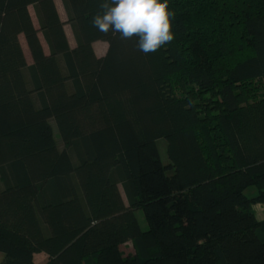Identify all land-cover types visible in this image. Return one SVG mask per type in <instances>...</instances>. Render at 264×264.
<instances>
[{"label":"trees","instance_id":"trees-1","mask_svg":"<svg viewBox=\"0 0 264 264\" xmlns=\"http://www.w3.org/2000/svg\"><path fill=\"white\" fill-rule=\"evenodd\" d=\"M100 2L0 0V264H264V0H168L148 55Z\"/></svg>","mask_w":264,"mask_h":264},{"label":"clouds","instance_id":"clouds-1","mask_svg":"<svg viewBox=\"0 0 264 264\" xmlns=\"http://www.w3.org/2000/svg\"><path fill=\"white\" fill-rule=\"evenodd\" d=\"M101 11L91 24L104 35L119 34L121 40L138 37L136 48L144 55L157 52L172 42L171 19L168 0H101Z\"/></svg>","mask_w":264,"mask_h":264},{"label":"rangeland","instance_id":"rangeland-1","mask_svg":"<svg viewBox=\"0 0 264 264\" xmlns=\"http://www.w3.org/2000/svg\"><path fill=\"white\" fill-rule=\"evenodd\" d=\"M55 4H56V8L58 10V13L60 15V18L62 19V21L66 22L67 17H66L65 11L63 9L61 0H55ZM29 11H30V14H31V16L33 18L34 24L37 26V22H36V19H35V16H34L33 8L29 7ZM64 30H65V33H66V36H67V39H68V42H69L70 46L73 47L75 45V43H74V39H73V35L71 33V30H70V27H69V25L67 23L64 25ZM39 36H40V39L42 41V45L44 47V50L47 51V47H46L45 42L43 41V39H42L40 34H39ZM93 48H94L95 53L98 56H101V55H103L105 53L107 45L104 42L98 41V42H95L93 44ZM22 49L24 51V55H25L27 64H31L32 60H31L29 51H28V49H27L25 44H23ZM251 87L253 89L255 88L254 92H256V91L259 92L261 90H264V78L253 82L251 84ZM51 124L53 126L54 137L57 140H59V133H58L57 127H56L54 122H51ZM158 147H159V153H160L161 159H162V161H165V142L163 140H159ZM252 188L253 187H251V188L246 190V192L248 194H250V195L255 193V190L252 189ZM119 190H120V192L122 194V197H123L124 201H126L120 186H119ZM252 210L255 213V216H256V218L258 220L264 219V204H262L260 202H255V203L252 204ZM134 213H135V216H136V218H137V220L139 222L140 228L142 230H146L147 229V222L145 220V217H144L142 209L137 208L134 211ZM121 250L124 253V255L130 254L132 252L131 243L130 242H126V243L122 244L121 245Z\"/></svg>","mask_w":264,"mask_h":264},{"label":"crops","instance_id":"crops-1","mask_svg":"<svg viewBox=\"0 0 264 264\" xmlns=\"http://www.w3.org/2000/svg\"><path fill=\"white\" fill-rule=\"evenodd\" d=\"M19 39H20V43H21L22 47H23V44L26 45L22 35L19 36ZM2 259H3V254L0 253V262ZM47 260H48V256L43 252L36 253L33 255V261L35 264H45L47 262Z\"/></svg>","mask_w":264,"mask_h":264}]
</instances>
